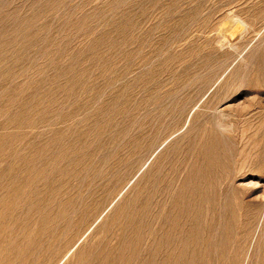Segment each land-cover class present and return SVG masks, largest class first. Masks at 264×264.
I'll return each mask as SVG.
<instances>
[{
	"label": "rangeland",
	"instance_id": "obj_1",
	"mask_svg": "<svg viewBox=\"0 0 264 264\" xmlns=\"http://www.w3.org/2000/svg\"><path fill=\"white\" fill-rule=\"evenodd\" d=\"M61 259L264 264V0H0V264Z\"/></svg>",
	"mask_w": 264,
	"mask_h": 264
},
{
	"label": "crops",
	"instance_id": "obj_2",
	"mask_svg": "<svg viewBox=\"0 0 264 264\" xmlns=\"http://www.w3.org/2000/svg\"><path fill=\"white\" fill-rule=\"evenodd\" d=\"M69 252H70V251H69ZM67 254H68V253H67ZM67 254H65V256H64V257H66V256H67ZM64 257H63V258H64ZM62 260H63V259H61V260L58 262V264H60V263L62 262ZM0 261H1V260H0Z\"/></svg>",
	"mask_w": 264,
	"mask_h": 264
},
{
	"label": "bare ground",
	"instance_id": "obj_3",
	"mask_svg": "<svg viewBox=\"0 0 264 264\" xmlns=\"http://www.w3.org/2000/svg\"><path fill=\"white\" fill-rule=\"evenodd\" d=\"M228 29V28H226ZM263 122V121H262ZM259 127V126H258ZM215 178V177H214ZM218 180V179H217ZM220 185V184H219ZM213 204V203H212ZM207 210V209H206ZM204 223V222H203ZM187 246V245H186ZM166 247V246H165ZM205 253V249L202 250Z\"/></svg>",
	"mask_w": 264,
	"mask_h": 264
}]
</instances>
